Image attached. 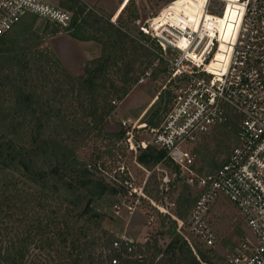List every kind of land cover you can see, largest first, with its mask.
Returning a JSON list of instances; mask_svg holds the SVG:
<instances>
[{
    "label": "trees",
    "instance_id": "obj_1",
    "mask_svg": "<svg viewBox=\"0 0 264 264\" xmlns=\"http://www.w3.org/2000/svg\"><path fill=\"white\" fill-rule=\"evenodd\" d=\"M58 1L73 13L74 37L97 41L102 52L74 76L50 47H42L48 32L0 38V115L5 121L0 132V264H27L32 248L45 252L51 264H212L216 247L202 250L196 242L197 256L169 215H158V228L143 242H131L103 226V215L93 203L117 190L101 169L110 172L109 160L115 164L125 152L119 142L127 131L108 132L105 125L146 72L152 69L157 76L168 69L155 52L161 49L156 40L133 33L139 19L135 0H121L117 23L88 10L81 0ZM150 2L155 13L168 5L193 3ZM168 16L171 11H164L154 24L162 28ZM86 19L98 26L92 38L79 34L78 23ZM216 32L222 45L232 37L225 27ZM160 96L164 102V94ZM169 109L165 103L163 110ZM161 120L153 114L147 124L158 127ZM51 152H60L63 161H49ZM165 155L148 146L139 159L151 168ZM212 160L211 172L225 161Z\"/></svg>",
    "mask_w": 264,
    "mask_h": 264
},
{
    "label": "built area",
    "instance_id": "obj_2",
    "mask_svg": "<svg viewBox=\"0 0 264 264\" xmlns=\"http://www.w3.org/2000/svg\"><path fill=\"white\" fill-rule=\"evenodd\" d=\"M239 1L242 17L224 45L221 36L204 23H191L181 32L186 40L182 49L174 22L171 31L166 28L165 36L158 35L165 50L168 45L181 54L171 62L172 107L163 122L150 131L155 145L167 151L187 183L199 190L187 222L173 217L178 233L193 252L198 256L184 229L206 249L216 247L219 236L211 215L213 205L223 196L240 213L250 232L221 264H264V0ZM27 17L44 20L59 34L73 31V13L57 0H0V38ZM142 31L150 34L146 28ZM150 76L148 71L138 82L144 83ZM233 124L237 126L235 146L219 168L202 174L196 169L198 154L183 146L200 142L215 127ZM128 143L127 148L134 149L133 142ZM118 169L121 174L129 172L125 165ZM130 192L138 193L136 188ZM140 200L128 207L130 212ZM155 222V215H150L148 224Z\"/></svg>",
    "mask_w": 264,
    "mask_h": 264
},
{
    "label": "rangeland",
    "instance_id": "obj_3",
    "mask_svg": "<svg viewBox=\"0 0 264 264\" xmlns=\"http://www.w3.org/2000/svg\"><path fill=\"white\" fill-rule=\"evenodd\" d=\"M117 1L121 4V0ZM102 2H106L108 7H111L113 0H81V3L88 10L96 12L106 20L110 19L112 22L117 23L121 13L115 14L112 18L100 7ZM191 2L193 3H190L189 6L181 4L178 6L168 5L160 13H155L151 8L150 0H135L139 11V19L132 26L133 33L138 34V32H143L142 28H146L150 31L148 36L156 40V42L158 39L159 43H157L161 49H157L155 52L164 59V65L168 70L157 76L153 75L152 69L149 70L151 76L144 83L138 82L134 86L130 94L106 123L105 128L108 132L118 133L121 130H127L124 138L119 142L125 152L118 155L115 164L111 159L109 160L112 166L110 172H102L103 176L106 174L109 184L117 190L116 194L101 196L93 203L94 208L103 215V226L131 242L145 241L147 236L158 228L157 219L159 214L169 215L173 220H175L173 218L175 217L187 222L198 199L199 190L197 187H191L187 183L185 175L168 157L167 151L155 145V137L150 131L151 126L147 124V120L153 114H156V120L159 118L164 120L165 115L170 110H163L165 103L168 104L169 108L172 107L169 91V78L172 70L171 62L179 58L181 54L179 49L170 47L167 44H165L167 45L165 50L162 45L163 41L158 38V35L165 36L168 32L166 28L171 31L170 25L174 22L175 25L173 26L179 32V37L177 38H179V45L182 49L186 40L181 32L188 30L191 23L196 26L199 23H204L213 32L223 27L231 30L236 22L241 3L239 0H191ZM122 10L121 7V12ZM168 10L171 11L172 17L168 16V19L166 17L163 19L162 28L155 25V19ZM127 18L128 15H126L125 20ZM78 25L82 28L79 34L84 38H92L98 29V26L93 21L87 19L85 22L80 21ZM28 31L38 34L48 32L49 35L45 36L42 47H50L51 50L62 55L64 59L71 63H77L81 56L91 59L94 57L92 47L85 45V43L76 40L65 41L66 38L73 35L74 32L76 33V31L70 34L54 33L55 30L50 28L49 23L39 18L32 17V19L28 18L22 21L13 30L12 34H7L5 38L21 39ZM222 38H226L224 34ZM165 91L166 93H164ZM161 93L164 94V102H160ZM143 111H145L144 114L140 116ZM139 116L140 118H138ZM162 120L161 122H163ZM4 125V118L0 115V132L3 130ZM236 137L237 128L235 125L219 126L213 128L210 134L205 136L200 142L183 147L193 149L198 154L196 169L202 174L209 173L213 170L212 159H226L228 153L236 144ZM128 141L133 142L134 149L127 148L126 143L129 144ZM148 146H153L158 151L164 150L166 152L165 159H162L163 161L151 168L144 166L139 159L144 149ZM78 154L82 161L86 159L83 151L78 152ZM48 158L49 161H63L60 152H51ZM90 164L92 163L90 162ZM121 165H125L131 175L129 172L121 174L118 171V167ZM108 173L110 174L109 177ZM123 178L125 180L122 183ZM165 178L166 181H164ZM63 186L65 189L67 188L65 184ZM122 187H124L125 192L121 191L120 188ZM134 188L137 189L138 193L132 192L133 194H130V191ZM139 198L141 200L136 210L130 212L128 207L136 204ZM146 200L152 203L150 205L146 204ZM151 206L155 207V209L152 210ZM158 207L165 211H161ZM118 211L119 213H117ZM150 215L156 216L157 223L155 225L151 226L148 224ZM211 218L214 230L219 236L216 252L213 253L215 256H212V264H221L225 257L250 231L242 221L240 213L223 196L219 197L218 201L213 205ZM184 233L198 251L197 239L186 229H184ZM197 243L202 250L205 249L202 244ZM27 264H51V262L45 252L32 248Z\"/></svg>",
    "mask_w": 264,
    "mask_h": 264
},
{
    "label": "crops",
    "instance_id": "obj_4",
    "mask_svg": "<svg viewBox=\"0 0 264 264\" xmlns=\"http://www.w3.org/2000/svg\"><path fill=\"white\" fill-rule=\"evenodd\" d=\"M120 6H121V4L119 3V1L113 0L111 7H108L106 2L105 3L102 2L100 7L102 8L103 11L108 13L113 18L115 16V14L121 13V7ZM71 40L80 41V42L85 43V45H88V46L92 47V50L94 52V57L92 59H95V58H97V57H99L101 55L102 47L97 41H95V40H81V39H78V38L74 37L73 35H70V37L66 38L65 41H71ZM85 51H86V49H85ZM52 52L55 54V56L59 60L60 64L66 70H68L69 73H71L74 76H78V75L83 74L86 64L90 60H92L91 58H88V57H85V56H81V58L78 60L77 63H71L70 61H67L66 59H64V57L62 55H59V54L55 53L53 50H52ZM144 112L145 111H143L140 114V116H142L144 114ZM140 116L138 118H140ZM123 238H125V237H123Z\"/></svg>",
    "mask_w": 264,
    "mask_h": 264
},
{
    "label": "bare ground",
    "instance_id": "obj_5",
    "mask_svg": "<svg viewBox=\"0 0 264 264\" xmlns=\"http://www.w3.org/2000/svg\"><path fill=\"white\" fill-rule=\"evenodd\" d=\"M241 17H242V10H241V5H240V9H239L238 16H237L236 22L234 24V27L231 30H229V32L232 34V36L235 34V32L237 30V26H238V23H239Z\"/></svg>",
    "mask_w": 264,
    "mask_h": 264
}]
</instances>
